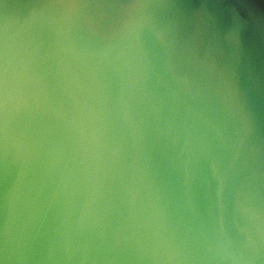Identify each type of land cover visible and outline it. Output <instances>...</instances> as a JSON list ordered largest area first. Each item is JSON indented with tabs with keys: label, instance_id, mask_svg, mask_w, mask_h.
<instances>
[{
	"label": "water",
	"instance_id": "95a60500",
	"mask_svg": "<svg viewBox=\"0 0 264 264\" xmlns=\"http://www.w3.org/2000/svg\"><path fill=\"white\" fill-rule=\"evenodd\" d=\"M0 264H264V0H0Z\"/></svg>",
	"mask_w": 264,
	"mask_h": 264
}]
</instances>
